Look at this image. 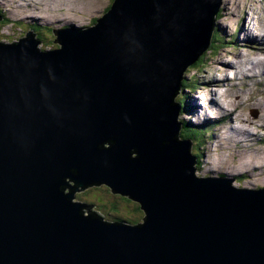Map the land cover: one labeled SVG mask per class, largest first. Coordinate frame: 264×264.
<instances>
[{
  "label": "water",
  "instance_id": "1",
  "mask_svg": "<svg viewBox=\"0 0 264 264\" xmlns=\"http://www.w3.org/2000/svg\"><path fill=\"white\" fill-rule=\"evenodd\" d=\"M222 1L114 0L59 48L0 42V264H264V190L197 177L174 104ZM100 184L143 222L73 202Z\"/></svg>",
  "mask_w": 264,
  "mask_h": 264
},
{
  "label": "rangeland",
  "instance_id": "2",
  "mask_svg": "<svg viewBox=\"0 0 264 264\" xmlns=\"http://www.w3.org/2000/svg\"><path fill=\"white\" fill-rule=\"evenodd\" d=\"M113 1L114 0H29V5L30 3L32 4L29 6L32 15L29 14L30 11H27V8H21L22 10L16 9L15 11L18 19L30 22L26 25H19L16 28L14 39L5 40L0 38V41L4 43L18 42L31 31L36 38L41 41L40 48L43 50L46 48L55 49L58 45L54 43L56 40L52 29H58L56 25H44L41 26L42 28H39V26L37 28L32 24L33 21L40 19V23L44 21L46 24H60L63 26L70 23L77 27L93 26V21L102 18L105 15V10L108 9ZM17 5L18 7H22L23 1L17 0ZM37 9L39 12L36 14L35 11ZM1 12L3 13V11ZM221 12L220 19L215 27L217 31L212 40L213 42L215 41L217 49L214 50L215 47H213L211 51L206 54V61L207 63L209 62L208 66L205 68L207 72H202L200 74L196 68L198 66L190 67L185 77L187 81L189 77H196L194 79V85L190 87L195 95L191 94V91L184 90L178 97V101L186 100L185 103H187L188 109L196 113L194 118H191L192 114H188V112L183 113L182 120L185 130L188 133L192 130H203L199 131L200 137L197 140H195L196 137L192 135L195 140L192 153L197 156L199 152V165H197L198 177H218L222 175H226L227 179H231L232 177L240 179L243 177L247 179L243 182L235 180V187L257 190L264 188V139L257 143L253 140V137L250 136L248 131L252 134L256 133L257 135L254 134L256 135L255 138L264 136V60H261V64H258V69L256 71H259V73L256 72V77L249 78L253 70L246 72L248 76L247 81L241 79L243 76L239 75L238 70L244 69L245 59L247 56H251L250 52H253L252 58H264V50L262 53L256 50L252 51L251 49L243 48L241 43H238L239 47H234L238 39V36L234 34H238L241 28L242 32L240 34V39L245 41L244 39L252 32L251 28L254 29L255 32L259 31L257 28H262V32H258L255 35V47H257V49L259 48V42L263 41L262 35L264 34V0H223ZM11 17L16 18L14 15L7 14L4 20L11 22ZM8 28V25L3 26L1 32L4 33L8 31ZM219 60L233 64V68L221 64L225 70L223 69V71H220V69L215 67V63H219ZM238 62L242 63L240 68L236 66ZM253 67L255 68L256 65H253ZM259 68L263 69V73H261V69ZM199 69L201 70L202 66H200ZM232 69L238 72V79L227 82V85L223 84V80H220L222 78H227L226 75L234 78ZM198 80L201 83L199 91L195 89V82L197 83ZM213 81H219V84ZM245 82L248 83V88H244ZM191 83L192 82H189V84ZM214 86L218 87L215 88ZM222 87L225 89L228 87L226 93H221L225 92L223 90L219 91V88ZM216 89L220 92L219 94ZM214 94L217 97V102H214L219 112L216 109L211 111L207 110V104L212 100V95ZM197 97H201V99ZM233 102L236 104L235 111H233L231 107L233 106ZM204 106L205 109L199 108ZM210 109L213 108L210 106ZM227 110L230 111L227 112ZM215 111L217 114L222 111L223 115H214V119L208 122L207 114H215ZM254 115H257L258 118L252 121V116ZM246 121L247 124H245ZM216 122L219 124H216ZM220 124H224V126L220 127ZM197 126L204 127L195 128ZM246 127H249L250 130H247ZM103 188L106 187L89 189L90 191L80 194H83L82 199L96 201L95 204H97V208H99L95 209L96 212L101 213L100 210H103L100 208V205L102 207H109V204H114L116 208L115 211L122 213L121 217L129 218L133 216V219H137L135 222L139 223L142 221L144 214L136 209L137 204L135 202L126 198L124 199L128 201L119 198L108 189L103 190ZM80 194H78V196ZM99 201L102 203H98ZM112 207L114 206L112 205ZM107 214L113 213L109 210ZM114 217L118 216H116V214L109 215V220ZM135 222L131 221L130 223L135 224Z\"/></svg>",
  "mask_w": 264,
  "mask_h": 264
},
{
  "label": "bare ground",
  "instance_id": "3",
  "mask_svg": "<svg viewBox=\"0 0 264 264\" xmlns=\"http://www.w3.org/2000/svg\"><path fill=\"white\" fill-rule=\"evenodd\" d=\"M23 1V6L21 7V6H19L18 7V5H17V0H0V10L1 11H3V14L5 15H7V14H9V15H14L15 17H16V9L17 10H22L21 8H27V11H30V9H29V6L30 5H32L31 3H30V5H29V0H22ZM39 9V8H38ZM36 10L35 11V13L37 14V12H39V10ZM41 9H43V8H41ZM29 14H31L32 15V13H31V11L29 12ZM43 14H45V13H43ZM34 16V15H33ZM35 17H37V16H35ZM13 21H15L16 22V24H13L11 27H9L8 28V31H6V32H4V33H2V32H0V38L1 39H6V40H12V39H14V34H15V32H16V28L19 26V25H26V24H28L30 21H21L20 19H18L17 17H16V19L15 20H13ZM40 19L39 20H35V21H33L32 22V24L34 25V24H37V26H39L40 24L41 25H45V26H47V25H56V27H62V25H60V24H46L44 21L43 22H41L40 23ZM67 24H69V23H67ZM66 24V25H67ZM63 26H65V25H63ZM80 26V25H79ZM88 27H92V26H81L80 27V30H85V29H88ZM257 30H259V31H257V32H255V30L254 29H252L251 28V31L252 32H250V34H248V37H246V39H244L245 41H242L241 39H240V34H241V32H242V29L240 28V30H239V33L238 34H234L235 36H238V39L236 40V43L238 44V43H241V45L243 46V47H245L246 49H251L252 51L254 50H257V47H255V43H256V41H255V39H256V37H255V35L259 32H262V28H257ZM19 36V35H18ZM224 36V35H223ZM259 38H261V37H259ZM244 43H247V44H251V45H245ZM259 44H261L263 47H264V41H261V42H259ZM202 58V57H201ZM200 58V59H201ZM199 61V60H198ZM197 61V62H198ZM220 63V64H219ZM219 63H215V67L217 68V69H220V71H223V67L221 66V64H223L224 66H227V67H229V68H233V64H229L228 62H226V61H221V60H219ZM258 64L259 63H253V65H256V67L255 68H257V66H258ZM194 66V65H193ZM262 66H263V64H262ZM252 68H254L253 66H252ZM189 70V69H188ZM188 70H186V72L188 71ZM225 70V69H224ZM233 70V69H232ZM252 70V69H251ZM197 71V70H196ZM186 72H185V74H184V79H183V81L181 82V86H180V88H179V94L177 95V97L175 98V100H174V104H179V109H180V114H179V122H180V124H181V130H180V139L181 140H183V141H189L190 142V144H191V146H190V153H191V155L193 156V158L195 159V161H196V163H195V169H196V176L198 177V175H197V165H198V155H199V152H198V155L196 156V155H194L192 152H193V146L195 145V142L193 141V140H191V139H184L183 138V136H182V130H183V128H184V123H183V120H182V116H183V110H182V103L180 102V101H178V97L180 96V94H181V92H182V89H183V83L187 80V78L185 77V75H186ZM198 72L201 74L202 72H207L206 71V69L204 68V70H198ZM233 72H234V80H237L238 78H237V73L238 72H236V70H233ZM259 73V71H255V70H253L252 71V73L249 75V78H254V77H256V75H257V73ZM242 74V73H241ZM243 76V75H242ZM226 77L227 78H222L220 81H222V83L223 84H225V85H227L226 83L227 82H231V80H233V78L232 79H230V77L228 76V75H226ZM196 78V77H195ZM194 78V79H195ZM244 78V77H243ZM189 79H190V77H189ZM247 79H248V76H247V74H246V79H245V81H247ZM244 81V80H243ZM198 82V84L196 85V87H195V89L197 90V91H199L200 90V88H199V86H200V82H199V80L197 81ZM213 82H215L216 84H219V81H213ZM215 88H217L218 86H214ZM244 88H248V83L247 82H245V84H244ZM220 90H223V91H225V92H221V93H226L227 92V90H228V87L225 89V88H219V91ZM196 92V91H195ZM191 94H194V91H191ZM195 95V94H194ZM198 99H201V97L199 98V97H197ZM217 102V97H216V95L214 94V95H212V100L211 101H209L208 102V104H207V107H208V109L207 110H217L218 112H219V109L217 108V106L215 105V102ZM210 106L213 108V109H210ZM200 109H205V106L204 107H199ZM241 110V109H240ZM230 110H227V112H229ZM186 113L188 112V114H192L191 115V118H194V116L196 115V113H194V111H191L190 109H188V107L186 108V111H185ZM237 114V113H236ZM238 115V114H237ZM207 116H208V114H207ZM215 117V116H214ZM213 117V118H214ZM203 128L202 126H197V127H195V128ZM233 128V127H232ZM201 131H203V130H201ZM134 156H136V155H134ZM214 177V176H213ZM218 177H224V179H226L227 178V176L226 175H222V176H218ZM218 177L216 178V179H218ZM232 177V176H231ZM204 178H210V177H204ZM233 178V182L231 183L232 185H233V187H235L234 186V182H235V180H240L241 182H243L245 179H247V178H243L242 177V179L240 178V179H235V177H232ZM231 178V179H232ZM230 180V179H229ZM72 184H73V182H71ZM96 188H102V187H106V188H108V190L112 193V191H111V189L109 188V187H107L106 185H104V184H100L99 186H95ZM235 188H237V187H235ZM248 190H250V189H248ZM259 190H264V188H261V189H257L256 191H259ZM80 193H84V191H81V192H77L76 194H75V199L73 200V202L75 203V202H79V203H82L83 205H88V206H91V209H89L88 211L89 212H92V213H95L97 216H99L101 219H102V221L105 223V222H108V223H111V222H113V223H115V224H120V223H126V224H130V225H135V226H137V225H139V224H141L143 221H141V222H139V223H137V224H132V223H130L129 221H127V220H124V219H121V218H118V217H114V218H112V219H110L109 220V217L107 216V215H104L101 211V213H99V212H96V208H97V204H95V203H92V202H90V201H87V200H85V199H81L79 196H78V194H80ZM113 194V193H112ZM114 195H116V196H118V197H121V198H126V199H128V200H130V201H133V200H131V199H129L128 197H126V196H122V195H120V194H114ZM133 202H135V201H133ZM136 204H138V206L140 207V210H141V206H140V204L139 203H137V202H135ZM142 212H143V214H144V216H143V218L142 219H144V217H145V212L143 211V210H141ZM83 216H85V217H87L88 216V213H84L83 214ZM106 216V217H105ZM107 218V219H106Z\"/></svg>",
  "mask_w": 264,
  "mask_h": 264
},
{
  "label": "trees",
  "instance_id": "4",
  "mask_svg": "<svg viewBox=\"0 0 264 264\" xmlns=\"http://www.w3.org/2000/svg\"><path fill=\"white\" fill-rule=\"evenodd\" d=\"M110 8V7H109ZM106 12H107V10H106ZM220 16L221 15H219L218 16V19H220ZM37 28H38V26H37V24H34ZM41 26H43V25H39V28H42ZM217 31V30H216ZM214 37V36H213ZM36 40L37 41H40L38 38H36ZM41 42V41H40ZM213 47H215L214 48V50H216L217 49V45L215 44V41L214 42H212L211 43V45H210V48L208 49V51L204 54V56L194 65V66H198V67H196L198 70H200L199 69V67L200 66H202V69L201 70H204V68H206L207 66H208V63H207V61H206V54L209 52V51H211V49L213 48ZM207 60H208V58H207ZM194 66H192V67H194ZM194 78L195 77H190V79L188 80L189 82H192L191 84H189V82L186 80L184 83H183V89H182V91H184V90H187V91H192V89L190 88L191 86H193L194 85ZM195 84L197 85L198 84V82L196 83L195 82ZM194 90V89H193ZM185 98H187V97H185ZM186 101V100H185ZM185 101H182V100H180V102L182 103V110H183V113L186 111V108H187V103H185ZM182 113V114H183ZM185 124H187V123H185ZM187 126H191V125H187ZM199 131H201V129H197V130H192L191 132H187L186 130H185V128H184V130H183V138L184 139H191V140H193V141H195V140H197L199 137H200V132ZM192 135H194L195 137H196V139L194 140V137H192ZM198 165H199V161H198ZM242 179V178H241ZM104 189H108V188H103V190ZM99 190H102V189H99ZM90 191V190H89ZM106 191V190H105ZM83 194H80L79 195V197L82 199L83 197ZM119 198H121V197H119ZM122 199H124V198H122ZM85 200H87V199H85ZM124 200H126V199H124ZM87 201H89V200H87ZM126 201H128V200H126ZM90 202H92V203H95L96 201H90ZM98 203H102L101 201H99ZM112 205L114 206V207H112ZM112 205H110L109 204V207H102L101 205H100V208L101 209H103V210H100L104 215H107L108 217H109V215H114V214H116V216H118V218H123L124 220H127V221H132V222H135V221H137V219H133L134 217L133 216H130L129 218H124V217H121L122 216V213H118V212H116L115 210H116V208H115V205L114 204H112ZM97 209H99V208H97ZM139 212H142L141 210H140V207H138V204H137V208H136ZM111 211V213H113V214H107L108 213V211ZM118 214H121V215H118ZM137 222H135V224H136Z\"/></svg>",
  "mask_w": 264,
  "mask_h": 264
},
{
  "label": "flooded vegetation",
  "instance_id": "5",
  "mask_svg": "<svg viewBox=\"0 0 264 264\" xmlns=\"http://www.w3.org/2000/svg\"><path fill=\"white\" fill-rule=\"evenodd\" d=\"M89 189H90V190H92V189H93V187H90V188H88V189L86 188V189H85V190H83V191H84V192H85L86 190H88V191H89ZM86 192H87V191H86ZM138 207H139V206H138Z\"/></svg>",
  "mask_w": 264,
  "mask_h": 264
},
{
  "label": "clouds",
  "instance_id": "6",
  "mask_svg": "<svg viewBox=\"0 0 264 264\" xmlns=\"http://www.w3.org/2000/svg\"><path fill=\"white\" fill-rule=\"evenodd\" d=\"M66 26H67V25H66ZM57 45H58V47H57V48H59V44H58V43H57ZM94 188H96V187H95V186H93V189H94Z\"/></svg>",
  "mask_w": 264,
  "mask_h": 264
}]
</instances>
